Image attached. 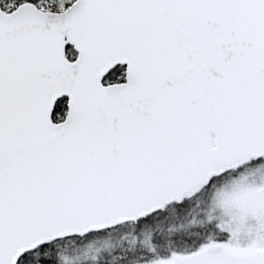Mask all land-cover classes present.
Here are the masks:
<instances>
[{"label":"snow or ice","instance_id":"obj_1","mask_svg":"<svg viewBox=\"0 0 264 264\" xmlns=\"http://www.w3.org/2000/svg\"><path fill=\"white\" fill-rule=\"evenodd\" d=\"M0 264H264V0H0Z\"/></svg>","mask_w":264,"mask_h":264}]
</instances>
